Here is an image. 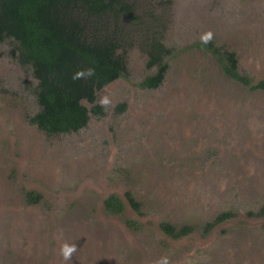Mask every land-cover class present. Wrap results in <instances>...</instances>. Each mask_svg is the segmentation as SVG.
<instances>
[{
  "label": "rangeland",
  "instance_id": "rangeland-1",
  "mask_svg": "<svg viewBox=\"0 0 264 264\" xmlns=\"http://www.w3.org/2000/svg\"><path fill=\"white\" fill-rule=\"evenodd\" d=\"M125 1L128 77L98 91L110 104L78 133L32 120L37 80L0 42V264H264V218L250 216L264 207V91L206 48L264 80V0ZM152 38L171 52L155 90L140 87ZM224 212L234 218L205 234ZM64 243L77 247L68 261Z\"/></svg>",
  "mask_w": 264,
  "mask_h": 264
},
{
  "label": "trees",
  "instance_id": "trees-1",
  "mask_svg": "<svg viewBox=\"0 0 264 264\" xmlns=\"http://www.w3.org/2000/svg\"><path fill=\"white\" fill-rule=\"evenodd\" d=\"M131 17L132 9L125 0H0V42H14L16 59L21 66L31 68L37 80L39 106L32 120L47 135L78 133L87 127L91 115L104 116V107L97 104L98 91L128 77L127 47L120 23ZM206 48L215 54L226 77L253 91H264V80L253 84L240 73L234 52H221L211 43ZM146 53L147 67L155 73L140 87L155 90L165 79L166 57L171 52L160 38H152ZM88 69H93L94 75L73 79ZM106 206L116 213L125 208L114 196ZM252 215L264 217V208ZM233 217L231 212L221 213L206 229ZM163 229L174 235L170 227Z\"/></svg>",
  "mask_w": 264,
  "mask_h": 264
},
{
  "label": "clouds",
  "instance_id": "clouds-1",
  "mask_svg": "<svg viewBox=\"0 0 264 264\" xmlns=\"http://www.w3.org/2000/svg\"><path fill=\"white\" fill-rule=\"evenodd\" d=\"M202 42L207 44L210 42L212 39V33H206L205 35L202 36ZM94 75V70L93 69H88L87 72L85 73L84 71L78 72L74 75L73 79H80L85 76H92ZM100 104L104 107H107L110 104V100L108 97H103L100 100ZM77 251L76 245H69L67 243H64L61 246L60 249V254L63 258V260L68 261L72 259L73 254ZM157 264H168L167 258H163L162 261H158Z\"/></svg>",
  "mask_w": 264,
  "mask_h": 264
},
{
  "label": "flooded vegetation",
  "instance_id": "flooded-vegetation-1",
  "mask_svg": "<svg viewBox=\"0 0 264 264\" xmlns=\"http://www.w3.org/2000/svg\"><path fill=\"white\" fill-rule=\"evenodd\" d=\"M264 207H262V208H260V210H258L257 212H254V213H250V214H257V213H259V212H261V210L263 209ZM217 217V216H216ZM252 217L253 218H264V217H256L255 215H252ZM234 218V217H233ZM232 218V219H233ZM214 221V220H213ZM213 221H211V222H213ZM227 221H229V220H227ZM227 221H225V222H227ZM225 222H223V223H225ZM208 223H210V222H207L206 224H205V228H204V233L205 234H208L210 231H212L217 225H220V224H222V223H219V224H216V225H214V227L212 228V229H206L207 228V226H208ZM164 233V232H163Z\"/></svg>",
  "mask_w": 264,
  "mask_h": 264
}]
</instances>
